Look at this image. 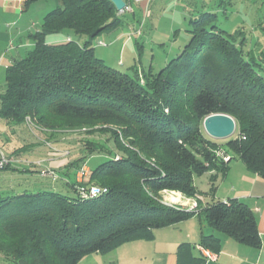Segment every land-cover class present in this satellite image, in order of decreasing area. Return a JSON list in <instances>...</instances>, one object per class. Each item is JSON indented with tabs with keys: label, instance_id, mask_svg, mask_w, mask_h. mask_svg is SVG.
Returning a JSON list of instances; mask_svg holds the SVG:
<instances>
[{
	"label": "trees",
	"instance_id": "16d2710c",
	"mask_svg": "<svg viewBox=\"0 0 264 264\" xmlns=\"http://www.w3.org/2000/svg\"><path fill=\"white\" fill-rule=\"evenodd\" d=\"M23 1L28 7L43 0ZM58 2L42 18L40 29L29 35L31 49L5 69L0 117L15 126L28 119L40 130L58 125L107 126L123 156L115 161L114 154L106 155V161L90 169L80 184L67 181L73 196L52 190L2 192L0 264H79L88 255L104 256L126 243L152 240L155 230L192 217L203 219L211 230L201 234V249L218 254L221 235L259 249L261 239L251 208L235 198L214 200L213 193L217 173L223 176L234 157L264 180L262 16L257 17L258 38L251 40L236 26L231 31L224 27L232 23L228 8L232 10L233 2L191 0V6L177 7L187 12L182 50L157 71L149 66L138 73L135 65L130 75L107 66L92 47L94 39L127 22L117 16L114 6L108 0ZM220 10L229 15L222 24ZM179 32L174 30V35ZM54 35L70 38L52 44L48 40ZM80 38L84 40L79 42ZM257 43L261 47L255 52ZM136 47L143 52L141 42ZM213 114L233 118L239 133L226 142L231 153L227 163L215 156L216 144L201 127ZM102 146L87 141L84 148L92 153ZM207 172H212L211 200L198 206L197 212L158 202L163 190L193 197L197 194L193 177ZM92 185L101 192L91 198L84 197L82 190L77 193L79 187L87 192ZM194 250V245L180 244L176 264H205Z\"/></svg>",
	"mask_w": 264,
	"mask_h": 264
},
{
	"label": "rangeland",
	"instance_id": "374dc122",
	"mask_svg": "<svg viewBox=\"0 0 264 264\" xmlns=\"http://www.w3.org/2000/svg\"><path fill=\"white\" fill-rule=\"evenodd\" d=\"M124 1L130 6L131 11L117 12V16L125 18L127 22L114 33L103 34L92 41L95 56L102 59L107 66L130 75L134 74L133 66L135 65L138 73L141 70L146 71L149 66L157 71L182 50L184 40L182 38L185 34L183 17L187 12L184 14L180 12V8H174L172 0ZM230 1L233 2L232 10L228 9L233 20L231 24L224 25L225 29L231 31V27L236 26L245 31V36L248 39L258 38V16L263 18L259 28H264L262 0ZM58 4V0L38 1L30 4L26 11L20 15L6 13L0 6V53L5 55L6 61L11 57L16 58L17 54L24 56L26 50L31 49V46H24L28 41L31 43L29 35L40 29L42 18L58 7ZM173 10L179 13L174 14ZM224 14L223 10L219 11L218 21L221 24L225 20L224 16H229ZM176 29L180 30L179 34L177 33L178 37L174 35ZM175 38L176 41H174ZM72 39L75 37L72 36ZM77 40L82 42L84 39ZM136 42L143 44V52L140 47L139 50L137 49ZM249 47L250 43L246 49ZM260 47L261 44L257 43L253 48L256 52ZM4 73L5 67L1 63L0 94L5 87ZM140 83L142 84V81ZM201 127L203 128L202 124ZM110 130L112 129L102 125H58L53 129L40 130L28 119L26 124L15 126L0 117V150L4 155L13 159V163L8 166L7 170H0V194L4 192L3 194L11 195L22 190L30 192L52 190L63 195L73 196V189H70L72 187L67 184V181H75L80 184L83 179L88 177L90 169L106 161L109 154L115 155V161L120 160L123 156V151L116 148ZM206 137L210 139L207 135ZM237 137H239V133L236 129L230 139ZM210 140L216 144L215 156L227 163L231 154L225 149L227 140ZM87 141L102 143L103 146L97 152H85L84 146ZM124 147L134 150L128 145ZM15 148H19V151L17 154H12L11 150ZM80 157L84 159L82 158L81 161H78L79 165H76L77 159ZM149 163L153 165V161ZM227 167L223 176L219 172L217 173L213 193L214 200H217V197L229 195L232 191L245 195L252 190L251 180L255 179L254 174L246 170L240 159L234 157ZM11 168H16L19 171L30 168L35 172H14ZM42 174L45 177H42ZM211 174L212 172H207L201 176L193 177V185L197 190V194L193 197H187L179 191L163 190L158 193V202L164 206L197 212L200 210L198 206L211 200ZM260 182L262 181L260 180ZM93 186L98 187L92 185L88 188ZM259 188L260 186L256 185L254 191L256 192ZM79 190L84 191L85 188L79 187L77 193ZM170 197L178 200L179 203L170 202ZM200 223H204L203 219L189 218L178 224L179 229L171 230L174 234L169 235L166 231H162V235L157 234L158 237L152 240L126 243L104 256L88 255L79 264H153L156 253H170L174 250V241L179 236L189 232L191 237L196 238L198 229L201 228ZM208 232L210 233L211 230L208 229ZM173 235L175 236L174 240Z\"/></svg>",
	"mask_w": 264,
	"mask_h": 264
},
{
	"label": "crops",
	"instance_id": "0c3cea01",
	"mask_svg": "<svg viewBox=\"0 0 264 264\" xmlns=\"http://www.w3.org/2000/svg\"><path fill=\"white\" fill-rule=\"evenodd\" d=\"M173 7L177 9V6L181 7H189L192 5L191 0H172ZM209 1V0H205ZM23 0H0V6H2L3 10L6 13H14V14H22L26 11L27 7H24ZM184 10V9H183ZM186 11H182L181 13H185ZM172 13L178 14L179 12L173 10ZM123 35V34H122ZM69 35H54L49 37V42L52 44L63 43L69 39ZM132 44V43H131ZM133 45V44H132ZM25 47H32V44L29 41L24 45ZM24 47V48H25ZM28 50V49H27ZM26 50V51H27ZM21 57L20 54H17V57ZM14 57H11L8 61L5 60V55L0 53V64L2 63L5 69L12 63ZM5 76V75H4ZM58 163V162H56ZM59 166V165H58ZM255 179H252L251 183V191L246 193L245 195H240L239 193L233 192L226 196L217 197V200H228L229 198H235L243 203L247 204L251 210L254 212L256 221H257V229L261 239V247L259 249H252L242 245H239L235 240L226 236H220V240L222 243L221 250L218 254H216L215 261L205 262V264H264V180L254 175ZM262 182H260V180ZM256 185H259L260 188L254 191ZM262 187V188H261ZM215 199V197H214ZM201 228L199 227L196 238L190 236L189 232L185 235L179 236L175 239L173 235V240L175 247L170 253H156L155 259L153 260V264H176L177 257L176 252L177 248L182 243H189L195 246L194 253L200 255V247H198V241L201 234H209L208 227L206 223H200ZM179 225H175L168 228H163V230L157 229L153 232L154 238L158 237V235H162V231H166L167 233L174 234L171 230L179 229ZM202 228H205L204 230ZM198 236V237H197ZM153 238V239H154ZM167 240V239H165ZM201 256V255H200Z\"/></svg>",
	"mask_w": 264,
	"mask_h": 264
},
{
	"label": "water",
	"instance_id": "95a60500",
	"mask_svg": "<svg viewBox=\"0 0 264 264\" xmlns=\"http://www.w3.org/2000/svg\"><path fill=\"white\" fill-rule=\"evenodd\" d=\"M117 12H122L126 3L124 0H108ZM205 134L212 140H228L235 132V121L228 115L213 114L206 117L202 123Z\"/></svg>",
	"mask_w": 264,
	"mask_h": 264
},
{
	"label": "built area",
	"instance_id": "2783aa9c",
	"mask_svg": "<svg viewBox=\"0 0 264 264\" xmlns=\"http://www.w3.org/2000/svg\"><path fill=\"white\" fill-rule=\"evenodd\" d=\"M137 1H144V0H137ZM124 10L131 11L130 6L126 4V7ZM123 10V11H124ZM13 163V159L7 157L6 155L3 154V152L0 150V170H3L4 168L10 166ZM42 177H45L43 174L41 175ZM101 192V189L98 187H90L88 188V191H82V195L84 197H93ZM200 255L201 257L205 260V262H210V261H215L216 255L208 250L201 249L200 248Z\"/></svg>",
	"mask_w": 264,
	"mask_h": 264
},
{
	"label": "bare ground",
	"instance_id": "6f19581e",
	"mask_svg": "<svg viewBox=\"0 0 264 264\" xmlns=\"http://www.w3.org/2000/svg\"><path fill=\"white\" fill-rule=\"evenodd\" d=\"M170 202H173V203H179V201L178 200H176V199H173L172 197H170ZM183 200V199H182Z\"/></svg>",
	"mask_w": 264,
	"mask_h": 264
}]
</instances>
